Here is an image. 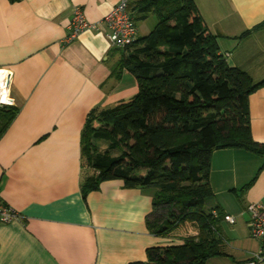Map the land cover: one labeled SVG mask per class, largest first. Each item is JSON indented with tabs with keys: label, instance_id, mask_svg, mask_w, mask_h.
<instances>
[{
	"label": "crops",
	"instance_id": "crops-1",
	"mask_svg": "<svg viewBox=\"0 0 264 264\" xmlns=\"http://www.w3.org/2000/svg\"><path fill=\"white\" fill-rule=\"evenodd\" d=\"M119 0H0V107L18 113L0 136V198L19 219L0 224V264H130L150 248L182 244L185 224L166 237L146 226L151 193L118 180L82 193L80 136L89 113L137 93L127 70L114 73L104 17ZM230 67L264 80V0H194ZM75 6L98 31L66 42ZM145 21V20H142ZM142 21L136 22L137 39ZM248 34L242 38L244 33ZM252 139L264 143V87L248 99ZM210 207L236 218L217 224L224 253L205 264H246L261 242L249 236L250 204L264 207V157L221 149L210 158ZM191 231L181 234L183 227ZM264 264V263H260Z\"/></svg>",
	"mask_w": 264,
	"mask_h": 264
},
{
	"label": "trees",
	"instance_id": "trees-1",
	"mask_svg": "<svg viewBox=\"0 0 264 264\" xmlns=\"http://www.w3.org/2000/svg\"><path fill=\"white\" fill-rule=\"evenodd\" d=\"M129 10L135 23L149 15L157 23L113 68L135 77L137 93L86 119L80 154L90 174L82 193L118 180L127 189L150 191L145 220L153 235L166 237L185 224L196 228L182 244L150 248L145 262L130 264H205L226 256L217 230L222 213L204 209L213 195L210 158L221 149L264 157V143L251 136L248 104L264 80L255 83L227 64L194 0H131ZM17 113V107H0V136Z\"/></svg>",
	"mask_w": 264,
	"mask_h": 264
},
{
	"label": "built area",
	"instance_id": "built-area-1",
	"mask_svg": "<svg viewBox=\"0 0 264 264\" xmlns=\"http://www.w3.org/2000/svg\"><path fill=\"white\" fill-rule=\"evenodd\" d=\"M130 1L119 0L103 19L109 31L106 37L114 49L124 50L137 40L136 24L129 10ZM91 30L98 31V25L87 22L84 18L82 8L75 6L72 11V18L67 27L65 41H73L83 32ZM225 56L228 55L226 54ZM246 212L249 215V236L261 242L259 251L252 254L250 261L246 264L264 263V207L257 204H250L247 206ZM211 214L213 217L219 216L215 210ZM221 218L230 225L236 222L235 217L227 214H222ZM18 219V213L0 198V224H8Z\"/></svg>",
	"mask_w": 264,
	"mask_h": 264
},
{
	"label": "rangeland",
	"instance_id": "rangeland-1",
	"mask_svg": "<svg viewBox=\"0 0 264 264\" xmlns=\"http://www.w3.org/2000/svg\"><path fill=\"white\" fill-rule=\"evenodd\" d=\"M156 23H157V20L152 15H149L145 21H142V23L139 24L140 25V31H139L140 38L147 36L150 33V31L155 27ZM209 204H210V200H208L205 203L204 209L208 210L210 207ZM190 231H191L190 226H186V227H183L181 234L187 235Z\"/></svg>",
	"mask_w": 264,
	"mask_h": 264
}]
</instances>
